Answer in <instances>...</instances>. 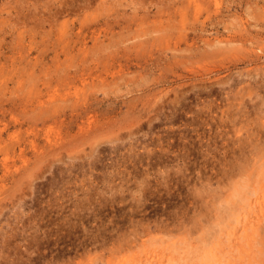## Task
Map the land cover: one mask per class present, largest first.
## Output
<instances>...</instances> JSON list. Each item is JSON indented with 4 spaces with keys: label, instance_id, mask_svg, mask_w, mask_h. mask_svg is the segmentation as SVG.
I'll list each match as a JSON object with an SVG mask.
<instances>
[{
    "label": "rangeland",
    "instance_id": "obj_1",
    "mask_svg": "<svg viewBox=\"0 0 264 264\" xmlns=\"http://www.w3.org/2000/svg\"><path fill=\"white\" fill-rule=\"evenodd\" d=\"M220 1L0 0V264H264V0Z\"/></svg>",
    "mask_w": 264,
    "mask_h": 264
},
{
    "label": "bare ground",
    "instance_id": "obj_2",
    "mask_svg": "<svg viewBox=\"0 0 264 264\" xmlns=\"http://www.w3.org/2000/svg\"><path fill=\"white\" fill-rule=\"evenodd\" d=\"M215 1V4L216 5H219L220 3H221V1L220 0H214ZM64 4H66L65 2H64ZM64 6V5H63ZM217 7H219V6H217ZM64 8V7H63ZM67 9L66 8H64V10L62 11V12H64V11H66ZM99 29V28H98ZM99 32V33H98ZM102 31L101 30H94V31H92V33L94 34V33H97V34H100ZM93 34H92V37H96V35H94L93 36ZM97 38V37H96ZM98 38H100L99 36H98ZM257 49V48H256ZM262 109L264 110V108L262 107ZM263 110H261V112H262V115H261V117H264V112H263ZM250 175V174H249ZM248 175V176H249ZM252 176H253V173H252ZM249 177H251V176H249ZM246 178L247 180L248 179H250V178ZM246 180V181H247ZM251 180V179H250ZM238 182H239V180H238ZM261 184V183H260ZM263 184V183H262ZM239 185H240V182H239ZM245 185V184H244ZM246 185H248V184H246ZM260 186V193H258V195L256 196V199L254 200L255 201V203L256 204H258L259 206H258V212H257V216L255 215L254 216V219H256V220H260V218H261V216H264V184L262 185V187H261V185H259ZM240 187H241V185H240ZM250 189V188H249ZM251 190V189H250ZM257 191H258V189H257ZM256 190L254 191L255 193L257 192ZM248 193V192H247ZM238 219V218H237ZM237 219H236V221H237ZM254 219H251L250 217H247V218H245V220H247V222H245L244 223V225H245V227L247 226V227H251V226H253L255 223H256V221L254 220ZM261 225V224H260ZM245 227H244V230H245ZM261 226H259V228H260ZM252 228V227H251ZM258 228V227H257ZM262 240V239H261Z\"/></svg>",
    "mask_w": 264,
    "mask_h": 264
}]
</instances>
